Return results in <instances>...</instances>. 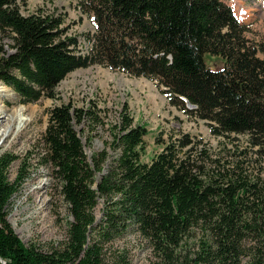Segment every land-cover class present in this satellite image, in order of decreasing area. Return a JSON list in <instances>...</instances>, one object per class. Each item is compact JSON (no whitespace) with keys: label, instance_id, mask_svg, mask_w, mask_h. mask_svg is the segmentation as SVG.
Masks as SVG:
<instances>
[{"label":"trees","instance_id":"trees-1","mask_svg":"<svg viewBox=\"0 0 264 264\" xmlns=\"http://www.w3.org/2000/svg\"><path fill=\"white\" fill-rule=\"evenodd\" d=\"M20 1L0 0V37L13 40L12 52L0 41V82L22 104L56 98L69 73L99 64L156 81L171 105L203 120L211 134H244L264 148V38L247 37L224 0H78L95 24L86 52L65 35L62 19L25 15ZM205 54L221 56L224 68H209ZM104 127L90 106L50 110L41 159L53 166L73 220L66 238L47 249L27 245L12 227L8 205L25 176L12 180L18 156L0 155V264H132L111 250L131 233L156 264H264V177L237 160L222 162L190 133L143 162L148 129L128 104L110 123L112 141L90 157L86 145Z\"/></svg>","mask_w":264,"mask_h":264},{"label":"rangeland","instance_id":"rangeland-1","mask_svg":"<svg viewBox=\"0 0 264 264\" xmlns=\"http://www.w3.org/2000/svg\"><path fill=\"white\" fill-rule=\"evenodd\" d=\"M224 2L248 27L247 37L252 40L264 38V0ZM19 4L25 15L42 12L62 19L61 28L66 30L65 35L78 40L76 50H88V36L95 31V24L90 16L82 13L78 0H24ZM0 41L5 49L13 51L10 34L2 35ZM204 61L214 70L225 66L221 56L205 54ZM2 85L0 82V110L6 108V112L0 118V155L8 153L18 156L8 170L12 180L18 175L25 176L19 191L8 205V219L27 245L35 244L42 249H47L51 243L57 245L66 238L73 220L69 204L60 192L53 166L41 159L45 153L43 136L49 124L50 110L61 103H72L80 108L90 106L102 116L105 127L100 129L99 134L94 132L93 144L86 145L90 157L94 151L102 149L106 141H112L110 123L115 121L123 105L128 104L135 122L145 124L148 129L143 162H150L171 138L190 133L196 139L203 140L213 153L218 152L222 162L237 160L251 175L264 177V148L260 150L261 147L251 145L244 134H211L203 120L171 105L154 80L94 64L69 73L57 86L56 98L43 97L27 104H22L19 94L9 87L16 96L1 93ZM19 105L35 109V113L33 120L18 134V125L13 126V122L9 121ZM87 135L88 132L82 134L85 142ZM158 137L161 143L157 142ZM110 152L113 155L114 152ZM102 207L103 203H100L94 211L98 221L102 218ZM111 246L112 251L125 253L132 264H156L151 249L133 233L111 243Z\"/></svg>","mask_w":264,"mask_h":264},{"label":"bare ground","instance_id":"bare-ground-1","mask_svg":"<svg viewBox=\"0 0 264 264\" xmlns=\"http://www.w3.org/2000/svg\"><path fill=\"white\" fill-rule=\"evenodd\" d=\"M1 93H5L8 96H16V93L9 89L6 85H2ZM13 98V97H12ZM6 110H0V118L2 117L3 112ZM30 111L28 114L25 112ZM6 112V111H5ZM35 109L30 107L19 105L15 112L12 114V118L9 123L13 122V126L18 125V134L33 120Z\"/></svg>","mask_w":264,"mask_h":264},{"label":"water","instance_id":"water-1","mask_svg":"<svg viewBox=\"0 0 264 264\" xmlns=\"http://www.w3.org/2000/svg\"><path fill=\"white\" fill-rule=\"evenodd\" d=\"M187 107H188L189 109H193V108H195V106H194L193 104H191L190 102L187 103Z\"/></svg>","mask_w":264,"mask_h":264}]
</instances>
